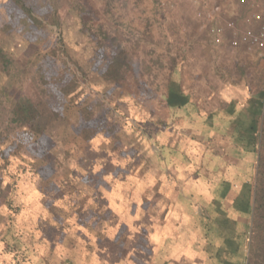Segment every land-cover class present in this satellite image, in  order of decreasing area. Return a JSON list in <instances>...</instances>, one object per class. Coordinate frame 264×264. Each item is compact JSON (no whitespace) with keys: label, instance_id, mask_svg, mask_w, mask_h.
I'll return each mask as SVG.
<instances>
[{"label":"crops","instance_id":"obj_1","mask_svg":"<svg viewBox=\"0 0 264 264\" xmlns=\"http://www.w3.org/2000/svg\"><path fill=\"white\" fill-rule=\"evenodd\" d=\"M217 51L218 63L185 57L153 100L119 107L116 132L82 140L68 171L20 181L0 264H246L261 100Z\"/></svg>","mask_w":264,"mask_h":264},{"label":"rangeland","instance_id":"obj_2","mask_svg":"<svg viewBox=\"0 0 264 264\" xmlns=\"http://www.w3.org/2000/svg\"><path fill=\"white\" fill-rule=\"evenodd\" d=\"M219 3L0 0V235L26 202L20 181L42 185L68 171L84 140L116 132L112 114L153 100L185 57L218 63L205 15ZM226 54L230 73L264 92V53Z\"/></svg>","mask_w":264,"mask_h":264},{"label":"built area","instance_id":"obj_3","mask_svg":"<svg viewBox=\"0 0 264 264\" xmlns=\"http://www.w3.org/2000/svg\"><path fill=\"white\" fill-rule=\"evenodd\" d=\"M237 6L233 14L229 10ZM210 43L240 50L264 53V0H221L205 15ZM217 23L210 26V23Z\"/></svg>","mask_w":264,"mask_h":264},{"label":"trees","instance_id":"obj_4","mask_svg":"<svg viewBox=\"0 0 264 264\" xmlns=\"http://www.w3.org/2000/svg\"><path fill=\"white\" fill-rule=\"evenodd\" d=\"M259 99L262 113L258 134V164L246 264H264V92L260 93Z\"/></svg>","mask_w":264,"mask_h":264}]
</instances>
